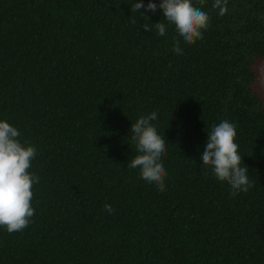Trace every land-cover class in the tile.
Masks as SVG:
<instances>
[{
  "label": "trees",
  "instance_id": "trees-1",
  "mask_svg": "<svg viewBox=\"0 0 264 264\" xmlns=\"http://www.w3.org/2000/svg\"><path fill=\"white\" fill-rule=\"evenodd\" d=\"M135 2L0 0V121L37 149L40 178L28 227L0 226V264H264V0L223 16L193 0L210 23L192 45L145 31L167 21ZM152 112L164 191L127 167L131 125ZM224 120L255 183L235 197L202 167Z\"/></svg>",
  "mask_w": 264,
  "mask_h": 264
},
{
  "label": "clouds",
  "instance_id": "clouds-1",
  "mask_svg": "<svg viewBox=\"0 0 264 264\" xmlns=\"http://www.w3.org/2000/svg\"><path fill=\"white\" fill-rule=\"evenodd\" d=\"M207 0H196L198 5H204ZM212 7L219 10V15L227 13V0H213ZM157 8L163 10L164 20L152 24L145 23L142 28L151 31L155 28L159 36H165L167 26L175 28L178 37L192 45L197 40L203 39V32L209 27L210 16L200 7L193 4V0H162L157 4L149 0L145 6L143 0L131 5L132 13H156ZM135 24L136 20L132 19ZM173 51L183 54L180 39L174 38ZM157 119V113L141 116L131 125V140L135 142L138 155L128 163V168L140 169L141 177L150 184H154L160 191L165 190L166 169L163 157L166 154V144L157 128L151 122ZM19 130L7 121H0V226L9 233L22 231L31 222L35 214L32 207L34 183H39V176L29 172L32 160L37 149L32 145H25L18 139ZM236 126L227 121L213 125L208 131V140L202 154V167L211 169L214 177L220 182H227L230 194L235 197L243 192L247 193L255 186L249 178L247 166H241V156L238 144ZM207 175V172L204 173ZM104 209L111 215L115 209L110 204H105Z\"/></svg>",
  "mask_w": 264,
  "mask_h": 264
},
{
  "label": "rangeland",
  "instance_id": "rangeland-1",
  "mask_svg": "<svg viewBox=\"0 0 264 264\" xmlns=\"http://www.w3.org/2000/svg\"><path fill=\"white\" fill-rule=\"evenodd\" d=\"M259 81L262 84V86H264V64H263V67H262V70H261V76H260Z\"/></svg>",
  "mask_w": 264,
  "mask_h": 264
}]
</instances>
